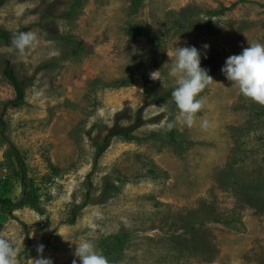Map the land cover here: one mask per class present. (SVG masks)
<instances>
[{
    "label": "rangeland",
    "instance_id": "374dc122",
    "mask_svg": "<svg viewBox=\"0 0 264 264\" xmlns=\"http://www.w3.org/2000/svg\"><path fill=\"white\" fill-rule=\"evenodd\" d=\"M20 31L38 37L23 55ZM0 33V236L18 264L39 244L73 264L64 237L110 264H264V105L221 71L264 42V0H0ZM176 46L214 80L169 129Z\"/></svg>",
    "mask_w": 264,
    "mask_h": 264
},
{
    "label": "clouds",
    "instance_id": "9594fccd",
    "mask_svg": "<svg viewBox=\"0 0 264 264\" xmlns=\"http://www.w3.org/2000/svg\"><path fill=\"white\" fill-rule=\"evenodd\" d=\"M38 42V37L32 31H20L13 35L12 46L16 52L23 55ZM177 42V41H176ZM204 49L210 45L204 44ZM167 51V49H165ZM172 60L168 75L175 78V88L172 98L179 109V116L168 124L172 129L176 123L191 127L195 123L197 113L204 107L200 93L213 82L206 68L201 67V50L195 46L175 47L173 54L167 51ZM207 56V52H204ZM221 71L232 85L238 87L239 92L246 98L264 105V42H253L239 54H233L226 59ZM153 79L161 80L159 70L151 73ZM209 122L204 120L202 128L207 129ZM64 237V236H63ZM66 241L75 244L73 264H110L108 258L98 251L96 244L90 239ZM45 245L39 244L37 252L41 254L34 259V264H53V260L42 254ZM18 245L7 236H0V264H18Z\"/></svg>",
    "mask_w": 264,
    "mask_h": 264
},
{
    "label": "trees",
    "instance_id": "16d2710c",
    "mask_svg": "<svg viewBox=\"0 0 264 264\" xmlns=\"http://www.w3.org/2000/svg\"><path fill=\"white\" fill-rule=\"evenodd\" d=\"M0 38L8 39L9 36L6 33H0ZM8 77L13 81L14 85L16 86L18 92H21V85L18 78L11 72L7 73ZM4 202H10L8 199H3Z\"/></svg>",
    "mask_w": 264,
    "mask_h": 264
}]
</instances>
